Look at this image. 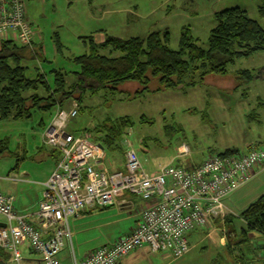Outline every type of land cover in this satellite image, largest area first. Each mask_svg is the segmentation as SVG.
<instances>
[{
  "label": "rangeland",
  "instance_id": "1",
  "mask_svg": "<svg viewBox=\"0 0 264 264\" xmlns=\"http://www.w3.org/2000/svg\"><path fill=\"white\" fill-rule=\"evenodd\" d=\"M258 6L259 0H29L28 19L40 33L50 64L43 63L45 56H39V49L27 47L24 65L30 70L29 76H34L36 68L77 71V66L69 59L88 53L86 37L100 31L127 39L145 38L151 32L164 29L169 31L170 46L176 50L182 29L189 27L199 45L206 47L214 27L215 12L239 7L264 28ZM55 36L65 47L62 56L55 53ZM31 52H35L38 58L31 60ZM238 71H250L255 78L249 85L232 90ZM71 78L67 79L68 84L72 82ZM137 87L136 83L122 86L128 93L135 92ZM105 95L103 91L93 95L87 92L79 104L78 96L74 94V99L64 104V108H70L76 101L80 111L70 121L68 131H83L89 125L93 128L107 118L129 117L133 124L123 136H130L141 164L148 171H156L168 164L187 167L189 163L195 164L211 155L223 153L243 138L251 137L264 144V52L236 60L224 77L210 75L203 85L185 91L150 92L140 98L123 101L118 98L112 101ZM56 110L43 112L34 108L30 118L0 122V141L8 144V153L0 156V192L12 193L18 206L38 204L36 188L31 183L41 178L50 165L40 153L52 150L44 144L43 135ZM90 136L95 141V136ZM183 143L190 148L188 157H179L177 152ZM238 151L246 153L241 146H238ZM107 152L111 154L110 150ZM16 166L30 174V184L11 180L16 176ZM262 195L264 173L224 200L227 213L223 218L190 233L191 249L182 258L166 260L161 254H154L143 247L127 256L123 264H264L259 260L264 252V249L260 250L264 243L262 236L257 233L247 236L252 246L261 251L259 257L254 253L250 262L248 257L244 260L239 258V246L236 245L241 242L240 229L245 228L238 216ZM144 205L145 201L138 198L131 209L112 206L103 210H87L70 218L69 229L76 259L80 261L96 249L112 245L126 235L139 220ZM229 215L233 216V222L227 225ZM233 228L238 234H228V230ZM20 248L22 257L32 260L22 264H36L35 261L40 259L26 245Z\"/></svg>",
  "mask_w": 264,
  "mask_h": 264
},
{
  "label": "built area",
  "instance_id": "2",
  "mask_svg": "<svg viewBox=\"0 0 264 264\" xmlns=\"http://www.w3.org/2000/svg\"><path fill=\"white\" fill-rule=\"evenodd\" d=\"M28 2L0 0V35L11 33L23 47H31L35 34L27 17ZM73 102L68 109L56 110L44 133L45 145L60 159L44 185L35 214L18 212L14 198L0 192V225H4L0 226V251L6 264L32 261L22 257V245L40 256L36 264H123L127 256L143 247L166 260L182 258L191 248L190 233L223 218L227 213L224 200L264 170L263 144L246 153L211 155L198 164H169L149 173L129 135L120 143L124 170H99L104 147L88 133L75 135L67 130L79 112L78 103ZM177 152L188 157L190 148L183 143ZM138 198L145 205L132 230L78 261L69 219L86 210L114 205L131 209Z\"/></svg>",
  "mask_w": 264,
  "mask_h": 264
},
{
  "label": "trees",
  "instance_id": "3",
  "mask_svg": "<svg viewBox=\"0 0 264 264\" xmlns=\"http://www.w3.org/2000/svg\"><path fill=\"white\" fill-rule=\"evenodd\" d=\"M258 14L264 20V0H259ZM214 21L215 26L209 33L206 47L199 45V40L192 36L187 27L181 31L176 50L171 48L170 33L166 30L151 32L145 38L121 39L107 34L100 44L94 41L93 36H89L86 37L89 52L69 59L77 66V71L66 72L54 68L45 71L36 68L34 76L28 75L30 70L24 65L27 47L11 41L2 42L0 122L30 118L31 109L34 108L43 112L55 108L65 109L64 104L74 99V94L81 104L87 92L93 95L103 91L112 101L117 98L123 101L137 99L150 92L185 91L203 85L210 75L224 77L228 67L236 60L264 52V28L251 20L245 10L239 7L222 10L215 13ZM53 43L57 55L62 56L65 47L57 36ZM39 50H36L39 56L43 55ZM31 53V60L38 58L35 52ZM42 61L50 64L46 59ZM254 75L250 71H238L232 90L249 85ZM68 78L72 80L70 84ZM126 83H136V91H124L122 86ZM132 124L129 117L107 118L87 131L95 136L96 142L101 140L99 143L108 151H121L119 143ZM7 145L5 141H0V156L8 153ZM237 153L240 152L227 149L218 155ZM238 217L245 228H241L239 234L234 228L229 229L228 234L240 236L241 242L236 243L239 246V258L244 260L248 257L250 262L254 253L261 254L247 236L257 233L264 238V195L251 203ZM232 222L233 216L229 215L226 224ZM227 246H230L229 243ZM260 248L264 249V243ZM259 258L264 262V252ZM0 259L5 260L1 251Z\"/></svg>",
  "mask_w": 264,
  "mask_h": 264
},
{
  "label": "crops",
  "instance_id": "4",
  "mask_svg": "<svg viewBox=\"0 0 264 264\" xmlns=\"http://www.w3.org/2000/svg\"><path fill=\"white\" fill-rule=\"evenodd\" d=\"M216 13V12H215ZM215 13L213 14V20H214V15H215ZM27 17H28V15H27ZM214 26H215V21H214ZM187 28H189V27H187ZM214 28V27H213ZM212 28V29H213ZM190 29V28H189ZM211 29V30H212ZM34 31H35V34H34V36H33V41H32V44H31V49H35L36 47L37 48H39L38 46H40L41 48H39V49H41V51H42V54H43V56H45V59L48 61V58L46 57V53H45V47L43 46V41H42V39H41V36H40V33L36 30V29H34ZM158 31H165L164 29H162V30H158ZM167 31V30H166ZM190 31H191V29H190ZM169 32V31H168ZM106 33H105V31L104 32H102V31H100V32H98V33H95L94 35H93V39H94V41L96 42V43H98V44H100V43H102V42H104V40H105V38H106ZM9 41H11V42H13V43H15V44H17L15 41H14V39H13V37H12V35H11V33H7L6 35H5V37H1V35H0V45H1V43L2 42H9ZM18 45V44H17ZM54 45V44H53ZM18 46H20V45H18ZM21 47H23V46H21ZM54 50H55V46H54ZM55 53H56V50H55ZM57 54V53H56ZM89 127H90V125H89ZM89 127L88 128H86V129H84L83 131H73V132H70V133H73V134H75V135H81V134H84V133H86L87 132V129H89ZM67 130H68V128H67ZM129 133V132H128ZM91 135H93V134H91ZM44 136V135H43ZM99 141H101V140H99ZM99 141H97V142H99ZM43 142H44V140H43ZM96 142V141H95ZM45 144V143H44ZM233 145V144H232ZM260 145H263L261 142H257V140H255V139H252L251 137H249V138H243L242 140H240L239 142H237L234 146H232L231 148H228V149H233V150H237L238 151V146H241L243 149H245V151L246 152H248L249 150H251L252 148H254V147H257V146H260ZM119 146H120V149H121V151H114V150H112L111 151V154H108V152H107V150L108 149H105V151H104V158L102 159V161H100V163H99V165L97 166V169H99V170H102V171H107V172H112V171H116V170H124V147H122V145L119 143ZM178 149V148H177ZM45 152H47V151H41V155L46 159V160H48L49 161V163H50V165H49V167L46 169V171L43 173V176L41 177V178H38V180H34V182L33 183H31V184H33L34 186H35V188H36V193H37V196H38V198H37V200H38V204H39V202H40V200L42 199V195H43V192H44V188H45V183L48 181V179H49V177L51 176V174H52V172L54 171V169H55V167H56V165H57V163H58V161H59V159H60V155H58L57 154V152H53L52 150H49V153H45ZM121 153V154H120ZM122 155H123V159L121 158L122 157ZM179 157H182V156H179ZM199 163V162H198ZM192 163H189V164H187V166H190ZM169 165V164H168ZM142 166H143V168L145 167L143 164H142ZM167 166V165H166ZM163 167V166H162ZM145 169V168H144ZM15 172H16V180L15 181H19L20 183H25V184H30L29 182L31 181L30 180V178H28L29 176H30V174L28 173V172H26L25 170H21L20 169V166H16V168H15ZM146 170V169H145ZM147 172H149V173H154V172H156V171H153V170H151V171H148V170H146ZM264 173V170L261 172V173H259V174H263ZM259 176V175H258ZM257 176V177H258ZM256 178V177H255ZM254 178V179H255ZM33 181V180H32ZM2 193V192H1ZM3 194H6V195H10V196H12L13 198H14V196H13V194L12 193H3ZM18 203V202H17ZM38 204H35V205H33V206H28V205H23V206H18V205H16V200H15V198H14V207H15V209L18 211V212H20V213H23V214H26V215H28V216H33L34 214H35V212L37 211V208H38ZM114 206H119V205H114ZM112 207V206H111ZM120 207V206H119ZM121 209H123V207H120ZM124 209H130V208H124ZM87 211V210H86ZM86 211H83V213H85ZM82 213V212H81ZM77 217V216H76ZM137 222V221H136ZM212 222V221H211ZM132 228L133 227H130V229H129V232L132 230ZM128 232V233H129ZM127 233V234H128ZM191 247V246H190ZM191 249V248H190ZM190 252V251H189ZM188 252V253H189ZM187 253V254H188Z\"/></svg>",
  "mask_w": 264,
  "mask_h": 264
},
{
  "label": "water",
  "instance_id": "5",
  "mask_svg": "<svg viewBox=\"0 0 264 264\" xmlns=\"http://www.w3.org/2000/svg\"><path fill=\"white\" fill-rule=\"evenodd\" d=\"M0 226H4V225H0ZM0 264H6L2 259H0Z\"/></svg>",
  "mask_w": 264,
  "mask_h": 264
},
{
  "label": "bare ground",
  "instance_id": "6",
  "mask_svg": "<svg viewBox=\"0 0 264 264\" xmlns=\"http://www.w3.org/2000/svg\"><path fill=\"white\" fill-rule=\"evenodd\" d=\"M4 261V260H3ZM5 262V261H4ZM6 263V262H5Z\"/></svg>",
  "mask_w": 264,
  "mask_h": 264
}]
</instances>
